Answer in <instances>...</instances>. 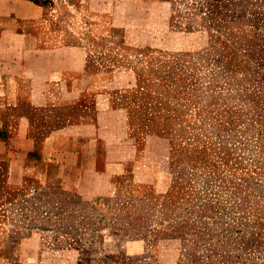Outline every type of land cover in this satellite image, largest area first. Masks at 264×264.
<instances>
[{
	"label": "rangeland",
	"instance_id": "374dc122",
	"mask_svg": "<svg viewBox=\"0 0 264 264\" xmlns=\"http://www.w3.org/2000/svg\"><path fill=\"white\" fill-rule=\"evenodd\" d=\"M157 18L115 55L112 172L71 190L0 159V264H264V0Z\"/></svg>",
	"mask_w": 264,
	"mask_h": 264
},
{
	"label": "crops",
	"instance_id": "0c3cea01",
	"mask_svg": "<svg viewBox=\"0 0 264 264\" xmlns=\"http://www.w3.org/2000/svg\"><path fill=\"white\" fill-rule=\"evenodd\" d=\"M172 3L0 0V159L71 190L112 172L101 116L125 67L115 55L131 34L148 41Z\"/></svg>",
	"mask_w": 264,
	"mask_h": 264
}]
</instances>
